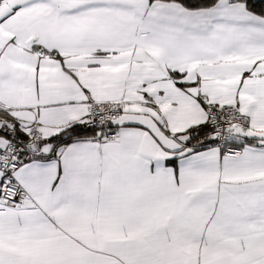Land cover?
Returning a JSON list of instances; mask_svg holds the SVG:
<instances>
[{
	"label": "snow or ice",
	"instance_id": "snow-or-ice-1",
	"mask_svg": "<svg viewBox=\"0 0 264 264\" xmlns=\"http://www.w3.org/2000/svg\"><path fill=\"white\" fill-rule=\"evenodd\" d=\"M0 264H264V0H0Z\"/></svg>",
	"mask_w": 264,
	"mask_h": 264
}]
</instances>
